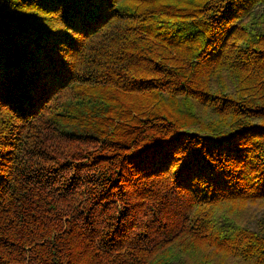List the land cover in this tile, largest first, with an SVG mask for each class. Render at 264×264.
Masks as SVG:
<instances>
[{"label": "trees", "instance_id": "16d2710c", "mask_svg": "<svg viewBox=\"0 0 264 264\" xmlns=\"http://www.w3.org/2000/svg\"><path fill=\"white\" fill-rule=\"evenodd\" d=\"M0 264H264V0H0Z\"/></svg>", "mask_w": 264, "mask_h": 264}, {"label": "rangeland", "instance_id": "374dc122", "mask_svg": "<svg viewBox=\"0 0 264 264\" xmlns=\"http://www.w3.org/2000/svg\"><path fill=\"white\" fill-rule=\"evenodd\" d=\"M247 210L249 216L253 215L254 213H257V215H262L263 213V209H261L259 205H250L249 209Z\"/></svg>", "mask_w": 264, "mask_h": 264}, {"label": "snow or ice", "instance_id": "6c2138e0", "mask_svg": "<svg viewBox=\"0 0 264 264\" xmlns=\"http://www.w3.org/2000/svg\"><path fill=\"white\" fill-rule=\"evenodd\" d=\"M99 2H100V3H102V2H103V0H99Z\"/></svg>", "mask_w": 264, "mask_h": 264}]
</instances>
